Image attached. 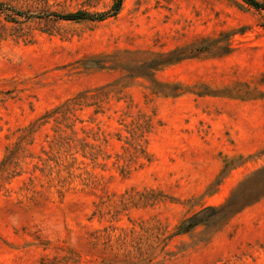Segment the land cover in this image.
<instances>
[{
  "label": "rangeland",
  "instance_id": "374dc122",
  "mask_svg": "<svg viewBox=\"0 0 264 264\" xmlns=\"http://www.w3.org/2000/svg\"><path fill=\"white\" fill-rule=\"evenodd\" d=\"M0 2V264H264V195L176 234L264 167V8Z\"/></svg>",
  "mask_w": 264,
  "mask_h": 264
},
{
  "label": "trees",
  "instance_id": "16d2710c",
  "mask_svg": "<svg viewBox=\"0 0 264 264\" xmlns=\"http://www.w3.org/2000/svg\"><path fill=\"white\" fill-rule=\"evenodd\" d=\"M256 8H264V1L246 0ZM123 0H114L110 9L102 12H70V13H52V15L76 20L82 18L104 19L108 14H116L121 8ZM3 4L0 2V8ZM19 16H26L24 11H15ZM228 166L225 165V168ZM264 195V167L254 171L253 175L243 180L230 194V196L220 205H208L199 211L187 216L178 224L176 234H184L193 230L196 226L204 224L214 226L219 221H224L231 215L237 213L245 206L253 203Z\"/></svg>",
  "mask_w": 264,
  "mask_h": 264
}]
</instances>
